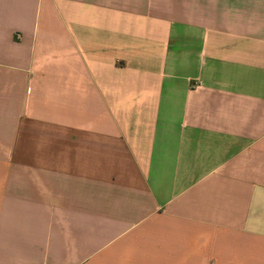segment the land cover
Segmentation results:
<instances>
[{"label": "crops", "instance_id": "0c3cea01", "mask_svg": "<svg viewBox=\"0 0 264 264\" xmlns=\"http://www.w3.org/2000/svg\"><path fill=\"white\" fill-rule=\"evenodd\" d=\"M0 264H264V0H0Z\"/></svg>", "mask_w": 264, "mask_h": 264}]
</instances>
